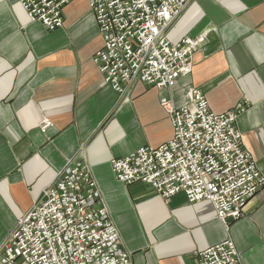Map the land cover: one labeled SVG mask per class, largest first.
I'll use <instances>...</instances> for the list:
<instances>
[{
	"label": "crops",
	"instance_id": "crops-1",
	"mask_svg": "<svg viewBox=\"0 0 264 264\" xmlns=\"http://www.w3.org/2000/svg\"><path fill=\"white\" fill-rule=\"evenodd\" d=\"M164 36L202 39L190 73L170 89L137 82L119 94L92 61L103 43L86 0L66 5L53 31L30 22L20 0H0V247L66 163L82 161L131 264H197L226 239L242 264H264V187L225 225L209 201H166L116 181L110 167L170 140L160 102L185 106L193 88L212 112L243 108L234 126L264 175V0H191Z\"/></svg>",
	"mask_w": 264,
	"mask_h": 264
},
{
	"label": "built area",
	"instance_id": "built-area-1",
	"mask_svg": "<svg viewBox=\"0 0 264 264\" xmlns=\"http://www.w3.org/2000/svg\"><path fill=\"white\" fill-rule=\"evenodd\" d=\"M71 1L20 0V6L30 22L53 31L62 27L63 9ZM190 1L86 0L103 43L92 61L104 84L124 94L137 82L170 89L187 76L202 39L172 43L164 30ZM186 98L182 107L160 102L172 126L170 140L112 159L111 171L116 181L144 185L166 201L179 193L190 204L209 201L217 219L228 225L242 217L247 201L264 187V175L234 126L243 108L212 112L193 88ZM196 260L242 264L230 239L198 252ZM0 264H131L82 161H68L17 221L0 247Z\"/></svg>",
	"mask_w": 264,
	"mask_h": 264
}]
</instances>
